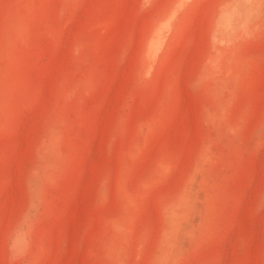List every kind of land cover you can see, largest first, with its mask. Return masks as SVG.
<instances>
[{"label":"rangeland","instance_id":"rangeland-1","mask_svg":"<svg viewBox=\"0 0 264 264\" xmlns=\"http://www.w3.org/2000/svg\"><path fill=\"white\" fill-rule=\"evenodd\" d=\"M0 264H264V0H0Z\"/></svg>","mask_w":264,"mask_h":264}]
</instances>
